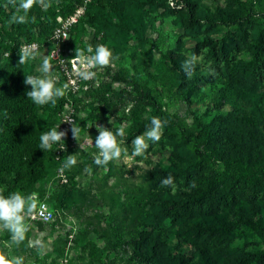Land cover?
<instances>
[{"label":"rangeland","instance_id":"1","mask_svg":"<svg viewBox=\"0 0 264 264\" xmlns=\"http://www.w3.org/2000/svg\"><path fill=\"white\" fill-rule=\"evenodd\" d=\"M50 4L33 5L25 24H9L17 9L0 0V69L39 76L50 56L57 87L67 86L39 117L42 132L67 136L53 145L46 178L29 190L36 207L25 216V239L17 244L0 229V254L22 264H264V0ZM30 44L40 55L19 65V48ZM101 44L118 59L81 79L75 50ZM188 60L191 76L182 68ZM193 114L212 125L226 154L260 165L258 175L221 180V164L201 163ZM152 117L168 123L142 156L94 163L97 125L124 126L131 156V141ZM66 121L79 128L77 139ZM69 155L77 163L64 169ZM169 175L174 187H161ZM41 203L50 220L34 218Z\"/></svg>","mask_w":264,"mask_h":264},{"label":"clouds","instance_id":"2","mask_svg":"<svg viewBox=\"0 0 264 264\" xmlns=\"http://www.w3.org/2000/svg\"><path fill=\"white\" fill-rule=\"evenodd\" d=\"M8 2L17 9V13L11 16L9 24L27 23L29 11L37 3L45 9L51 6L50 0H20L18 5L16 4V0H8ZM21 11L23 14H20ZM32 19L34 20L35 17H32ZM93 51L94 54H92ZM38 55L40 53L37 45H22L19 48L18 64L23 65L30 59H36ZM117 59L118 57L114 56L112 51L103 44L97 45L95 50L91 45L86 50L76 49L74 56V61L79 64L78 75L83 80L95 78L96 73L91 71V69L96 67L104 68ZM193 62V60H188L182 65V68L189 76H191ZM39 72L41 73L39 76H25L24 84L31 86V90L27 91L26 95L37 106L48 104L55 106L57 99L65 95V88L67 86L57 87V80L53 75V65L50 56L43 57ZM66 122L72 125V135L77 139L79 128L74 126L71 121ZM167 123L166 120L162 121L159 117H152L151 126L143 134L137 135L131 141L133 145L131 156L128 155L127 148L122 147L125 143L124 126H120L113 132L108 128L97 125L99 134L95 138V147L99 150V153L95 156L94 163L98 166H105L111 161L119 160L122 155L129 160L132 157L142 156L149 148V142L156 143L161 140L163 129ZM66 136L67 131H59L56 128L42 132L39 147L44 151L51 150L54 144H58ZM76 163L75 156L69 155L63 168L68 169ZM191 186L195 187V184L193 183ZM161 187H174V177L169 175L163 179ZM35 195L33 193L25 196L20 192H13L5 197L3 194H0V229L8 230L11 233L12 240L17 244L25 239L26 233L29 231V227L25 224V216H30L36 207ZM35 243L40 245L41 248L44 247L39 240ZM0 264H22V258L13 257L12 259H6L5 255L0 254Z\"/></svg>","mask_w":264,"mask_h":264},{"label":"trees","instance_id":"3","mask_svg":"<svg viewBox=\"0 0 264 264\" xmlns=\"http://www.w3.org/2000/svg\"><path fill=\"white\" fill-rule=\"evenodd\" d=\"M7 54L9 57L10 54ZM25 76L27 73L21 67L0 69V194L5 197L13 192L27 196L30 188L46 178L45 166L52 154V149L44 151L39 147L42 134L40 113L49 111L50 104L37 106L27 97L26 92L31 90V86L24 84ZM62 110L60 103L57 112L61 113ZM188 110L191 111V102H188ZM193 116L201 128L196 143V153L201 163L221 164V180L226 175H258L260 165L252 166L250 156L242 152L226 154L223 146L215 143L212 125ZM113 221L118 228L119 222L114 218ZM159 246L157 243L152 246L156 256Z\"/></svg>","mask_w":264,"mask_h":264},{"label":"built area","instance_id":"4","mask_svg":"<svg viewBox=\"0 0 264 264\" xmlns=\"http://www.w3.org/2000/svg\"><path fill=\"white\" fill-rule=\"evenodd\" d=\"M7 56H8V54H7ZM52 215H53V213L50 210V207L46 203H41L39 208L34 213V218L40 219V220H43V219L50 220L52 218Z\"/></svg>","mask_w":264,"mask_h":264}]
</instances>
